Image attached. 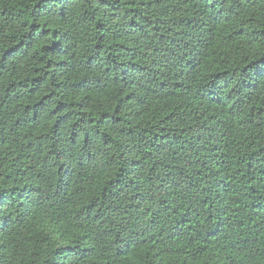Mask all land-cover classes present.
Segmentation results:
<instances>
[{"label": "trees", "instance_id": "obj_1", "mask_svg": "<svg viewBox=\"0 0 264 264\" xmlns=\"http://www.w3.org/2000/svg\"><path fill=\"white\" fill-rule=\"evenodd\" d=\"M0 264H264V0H0Z\"/></svg>", "mask_w": 264, "mask_h": 264}]
</instances>
